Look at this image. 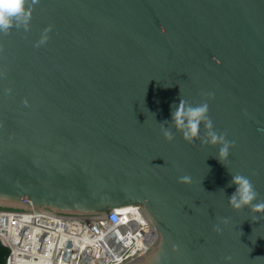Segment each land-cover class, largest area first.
Wrapping results in <instances>:
<instances>
[{
	"label": "water",
	"instance_id": "95a60500",
	"mask_svg": "<svg viewBox=\"0 0 264 264\" xmlns=\"http://www.w3.org/2000/svg\"><path fill=\"white\" fill-rule=\"evenodd\" d=\"M27 7V31L0 33V211L101 218L140 206L156 240L128 264H264V212L228 202L235 174L264 201V0ZM182 99L206 102L234 142L223 163L221 145L201 143L203 123L192 141L175 128Z\"/></svg>",
	"mask_w": 264,
	"mask_h": 264
},
{
	"label": "built area",
	"instance_id": "2783aa9c",
	"mask_svg": "<svg viewBox=\"0 0 264 264\" xmlns=\"http://www.w3.org/2000/svg\"><path fill=\"white\" fill-rule=\"evenodd\" d=\"M131 207V212L114 209L101 218L32 212L40 214L39 220L27 229L16 225L27 214L0 211V244L10 250L5 264H128L156 240L143 209Z\"/></svg>",
	"mask_w": 264,
	"mask_h": 264
},
{
	"label": "clouds",
	"instance_id": "9594fccd",
	"mask_svg": "<svg viewBox=\"0 0 264 264\" xmlns=\"http://www.w3.org/2000/svg\"><path fill=\"white\" fill-rule=\"evenodd\" d=\"M36 3L37 0H0V33H6L12 27H23L25 31L29 29L31 20V11L27 7L29 3ZM48 37V33L42 34L38 41L39 46L43 47ZM208 104L202 103L197 106L187 105L182 99L172 112V119L175 128L180 131L185 140L192 141L200 139V126L203 123L207 130L208 139L202 140L201 143L211 145H221L218 151V159L223 163L229 155V150L233 141H229L224 134H218L214 130V124L209 116ZM161 132L165 139L171 141L174 138V133L171 129L164 126L161 127ZM188 176L179 177L180 182H188ZM231 184H234L235 191L228 198L229 205L240 210L245 207H250L254 212H264V201L257 202L258 193L251 180L242 174L232 175ZM224 223L228 222V218H223ZM217 231H220L219 226H215ZM231 257H226V264H230Z\"/></svg>",
	"mask_w": 264,
	"mask_h": 264
},
{
	"label": "bare ground",
	"instance_id": "6f19581e",
	"mask_svg": "<svg viewBox=\"0 0 264 264\" xmlns=\"http://www.w3.org/2000/svg\"><path fill=\"white\" fill-rule=\"evenodd\" d=\"M125 209L129 210L128 212L132 211V207H128ZM39 215L40 214L31 213V214L21 216L18 218V222L16 225L20 228H23V229L33 228L35 223L39 220V218H38Z\"/></svg>",
	"mask_w": 264,
	"mask_h": 264
},
{
	"label": "trees",
	"instance_id": "16d2710c",
	"mask_svg": "<svg viewBox=\"0 0 264 264\" xmlns=\"http://www.w3.org/2000/svg\"><path fill=\"white\" fill-rule=\"evenodd\" d=\"M10 255L9 248L0 244V264H5L7 257Z\"/></svg>",
	"mask_w": 264,
	"mask_h": 264
}]
</instances>
